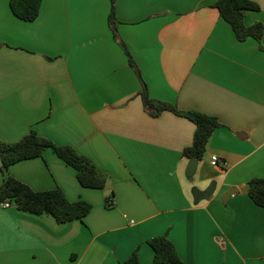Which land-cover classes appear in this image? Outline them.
Instances as JSON below:
<instances>
[{
  "label": "crops",
  "instance_id": "1",
  "mask_svg": "<svg viewBox=\"0 0 264 264\" xmlns=\"http://www.w3.org/2000/svg\"><path fill=\"white\" fill-rule=\"evenodd\" d=\"M11 1L0 0V139L36 131L90 159L108 183L84 188L52 150L5 172L0 161V187L13 177L93 207L60 224L0 201V264H124L136 250L154 264L148 242L166 234L186 264H264V209L249 196L250 181L264 179V38L239 41L220 0H115L114 30L112 0H43L34 22ZM252 1L260 10L246 25L264 24V0ZM126 50L152 99L221 124L194 182L183 152L196 125L145 110Z\"/></svg>",
  "mask_w": 264,
  "mask_h": 264
},
{
  "label": "trees",
  "instance_id": "2",
  "mask_svg": "<svg viewBox=\"0 0 264 264\" xmlns=\"http://www.w3.org/2000/svg\"><path fill=\"white\" fill-rule=\"evenodd\" d=\"M43 0H12L10 7L13 14L25 22H34L40 15ZM221 17L231 25L237 39L241 42L250 38L260 44L264 38V24L255 23L247 26L245 14L247 11H258L260 7L252 0H220L215 6ZM111 27L115 28V0H112V12L109 18ZM130 64L135 68L142 81L141 73L126 50ZM143 100L145 110L152 116L158 117L168 111L177 116L189 119L196 125L192 146L183 152V157L190 160L201 161L214 132L221 126L217 118L204 115L196 111H183L176 105L152 99L148 87L142 81V89L139 93ZM52 150L68 166L77 172V178L81 186L88 189L104 190L108 183L106 174L100 172L95 164L85 156L77 153L72 147H59L52 141L31 131L23 139L15 143H6L0 139V161L2 170L9 169L19 162L42 158L46 151ZM249 196L252 201L264 209V179L256 178L249 183ZM1 203L9 202L19 211L33 215H52L60 224L71 221H83L92 211V205L85 202H70L61 189L38 192L29 185L16 178L8 177L0 187ZM148 244L154 251V264H186L177 251L175 244L168 235L151 239ZM124 264H141L138 250Z\"/></svg>",
  "mask_w": 264,
  "mask_h": 264
},
{
  "label": "water",
  "instance_id": "3",
  "mask_svg": "<svg viewBox=\"0 0 264 264\" xmlns=\"http://www.w3.org/2000/svg\"><path fill=\"white\" fill-rule=\"evenodd\" d=\"M197 165H198V161L197 160H191L190 163H189V167H188V170H187V176L188 177H193L197 171ZM236 189L234 190H231L229 193H228V196H232L233 194H235V191ZM210 193V189H208L205 194H208ZM194 199H195V202L196 203H199L202 198H203V192L199 189H196L194 190Z\"/></svg>",
  "mask_w": 264,
  "mask_h": 264
},
{
  "label": "built area",
  "instance_id": "4",
  "mask_svg": "<svg viewBox=\"0 0 264 264\" xmlns=\"http://www.w3.org/2000/svg\"><path fill=\"white\" fill-rule=\"evenodd\" d=\"M212 165L214 167H221V164H220V161H219V158L218 157H213L212 158ZM223 167L225 166V164H222ZM3 207L6 208V209H9L11 208L13 205L9 202H6V203H2Z\"/></svg>",
  "mask_w": 264,
  "mask_h": 264
},
{
  "label": "rangeland",
  "instance_id": "5",
  "mask_svg": "<svg viewBox=\"0 0 264 264\" xmlns=\"http://www.w3.org/2000/svg\"><path fill=\"white\" fill-rule=\"evenodd\" d=\"M189 180L191 181V182H194V176L193 177H190L189 178ZM196 189H198V187L195 185V187H194V185H193V187H192V192L194 193V190H196ZM200 190V189H199ZM207 190V189H206Z\"/></svg>",
  "mask_w": 264,
  "mask_h": 264
}]
</instances>
